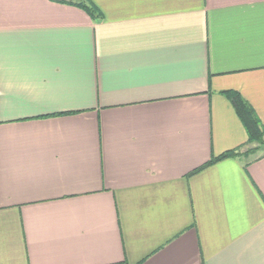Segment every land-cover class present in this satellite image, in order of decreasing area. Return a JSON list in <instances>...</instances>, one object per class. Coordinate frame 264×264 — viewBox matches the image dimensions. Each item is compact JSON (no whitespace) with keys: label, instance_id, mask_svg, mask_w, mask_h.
<instances>
[{"label":"crops","instance_id":"1","mask_svg":"<svg viewBox=\"0 0 264 264\" xmlns=\"http://www.w3.org/2000/svg\"><path fill=\"white\" fill-rule=\"evenodd\" d=\"M82 1L0 0V264H264V148L193 172L222 91L264 127V0Z\"/></svg>","mask_w":264,"mask_h":264},{"label":"trees","instance_id":"2","mask_svg":"<svg viewBox=\"0 0 264 264\" xmlns=\"http://www.w3.org/2000/svg\"><path fill=\"white\" fill-rule=\"evenodd\" d=\"M77 6L83 8L86 13L93 19L101 17L98 8L88 0L77 3ZM230 101L232 107L246 131V142L239 148L224 151L218 155L212 156L204 165L198 167L193 172L217 162L227 157L244 156L246 158L255 156L260 149L259 146L264 144V127L250 104L235 90L228 89L222 91ZM243 148V149H242ZM255 158V157H254Z\"/></svg>","mask_w":264,"mask_h":264},{"label":"rangeland","instance_id":"3","mask_svg":"<svg viewBox=\"0 0 264 264\" xmlns=\"http://www.w3.org/2000/svg\"><path fill=\"white\" fill-rule=\"evenodd\" d=\"M259 148H260L259 150H262V149L264 148V146L260 145ZM259 150H258V151H259Z\"/></svg>","mask_w":264,"mask_h":264}]
</instances>
